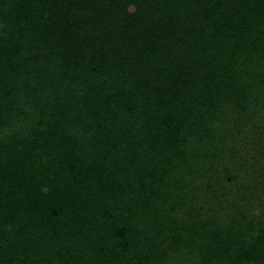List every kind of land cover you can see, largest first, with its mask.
<instances>
[{"label":"trees","instance_id":"obj_1","mask_svg":"<svg viewBox=\"0 0 264 264\" xmlns=\"http://www.w3.org/2000/svg\"><path fill=\"white\" fill-rule=\"evenodd\" d=\"M0 264H264V0H0Z\"/></svg>","mask_w":264,"mask_h":264}]
</instances>
